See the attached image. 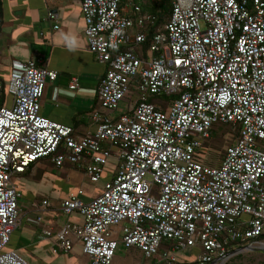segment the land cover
Listing matches in <instances>:
<instances>
[{"label": "built area", "instance_id": "2783aa9c", "mask_svg": "<svg viewBox=\"0 0 264 264\" xmlns=\"http://www.w3.org/2000/svg\"><path fill=\"white\" fill-rule=\"evenodd\" d=\"M79 1L89 51L107 67L93 131L77 136L41 115L57 72L35 59L13 64L5 96L0 79V264H30L6 247L19 221L14 178L39 160L91 182L116 161L99 195L84 202L78 190L62 202L82 223L44 230L53 253L80 244L90 264H112L120 247L135 248L178 264L179 252L198 248L197 264H226L263 246L264 0H169V20L155 33L135 0ZM125 99L131 108L112 118ZM219 123L238 129L211 167L197 156Z\"/></svg>", "mask_w": 264, "mask_h": 264}, {"label": "crops", "instance_id": "0c3cea01", "mask_svg": "<svg viewBox=\"0 0 264 264\" xmlns=\"http://www.w3.org/2000/svg\"><path fill=\"white\" fill-rule=\"evenodd\" d=\"M49 13L56 15L54 20ZM84 30L79 0H0V79L5 83L9 80L15 62L26 64L33 59L39 66L57 72V79L46 85L40 113L55 123L72 127L77 136L95 129L90 118L99 107L98 86L107 70L89 51ZM73 79L77 80L78 88L71 90L69 85ZM40 167L47 164L42 162L36 169ZM54 171L68 183L74 173L84 174L70 167H54ZM111 177L112 174L108 179ZM73 185L77 189L63 195L31 193L25 196L16 184L21 192L19 221L6 249L17 251L30 264H90L80 244L70 252L53 253L56 240L43 233L49 229L56 233L66 221L82 223L77 213L67 216L61 209L64 200L83 190L79 184ZM96 196L83 191L81 199L89 202ZM43 200H48L50 206L43 208ZM177 262L180 263L178 255ZM112 264L163 263L160 256L147 260L138 249L120 247Z\"/></svg>", "mask_w": 264, "mask_h": 264}, {"label": "rangeland", "instance_id": "374dc122", "mask_svg": "<svg viewBox=\"0 0 264 264\" xmlns=\"http://www.w3.org/2000/svg\"><path fill=\"white\" fill-rule=\"evenodd\" d=\"M8 82V81H7ZM6 82V83H7ZM132 103L128 100H123L119 103L118 108L111 114L112 118H118L123 114H126L131 108ZM233 140L232 134H227L224 138L222 149L224 150ZM215 148V147H214ZM204 157L207 161L212 163H220V156L215 151H206ZM114 160H110L113 163ZM43 164H47V167H40L35 169L28 175V177L16 176L14 181L20 186V191L23 195H29L31 193H40L42 195H50L51 193L60 195L70 190H76L73 184L78 185L91 195H99L102 192L104 181H106L110 173L105 172L102 179L99 182H91L84 174L74 173L72 178L67 182L64 177L56 174L54 166L48 161L42 160ZM113 166V165H112ZM67 168V167H66ZM64 168V169H66ZM264 244V243H263ZM264 246V245H263ZM261 244H256L255 248L248 251H242L233 256L226 264H264V247ZM198 248L192 250L179 252L178 261L180 263H198Z\"/></svg>", "mask_w": 264, "mask_h": 264}, {"label": "trees", "instance_id": "16d2710c", "mask_svg": "<svg viewBox=\"0 0 264 264\" xmlns=\"http://www.w3.org/2000/svg\"><path fill=\"white\" fill-rule=\"evenodd\" d=\"M138 5H140L142 9V15H148L150 16V19L152 20V23L149 21L147 24L151 27L150 31L151 33L157 32L162 25H164L168 20L171 13V6L169 0H135ZM6 85L7 83L3 82V96L6 95ZM151 102H157L156 98L150 99ZM238 129V126H233L231 124H216L213 126L211 130V138L204 143L203 148L198 152L197 159L199 162H201L204 165H209L211 167H218L220 163H212L210 160L207 161L204 157V153L206 151H215L218 153V156L220 158L224 156L225 149H222L224 138L227 134H232V130ZM215 147V148H214ZM220 159V161L222 160ZM113 163L108 164L106 168V172H109L110 175L113 174L116 161L115 159ZM42 163V160H39L35 164L31 165L29 169L20 176H27L31 173V171L35 170L38 165ZM113 165V166H112ZM69 168L68 166H65L63 168ZM73 168V167H70ZM62 169V168H60ZM110 177V176H109ZM103 190V189H102ZM178 264H194V263H178Z\"/></svg>", "mask_w": 264, "mask_h": 264}]
</instances>
